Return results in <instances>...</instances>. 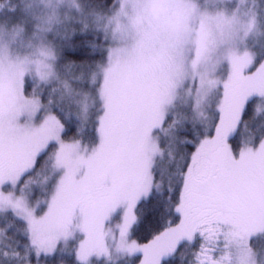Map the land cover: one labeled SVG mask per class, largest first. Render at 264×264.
I'll return each mask as SVG.
<instances>
[{"label": "snow or ice", "instance_id": "obj_1", "mask_svg": "<svg viewBox=\"0 0 264 264\" xmlns=\"http://www.w3.org/2000/svg\"><path fill=\"white\" fill-rule=\"evenodd\" d=\"M0 264H264V0H0Z\"/></svg>", "mask_w": 264, "mask_h": 264}]
</instances>
